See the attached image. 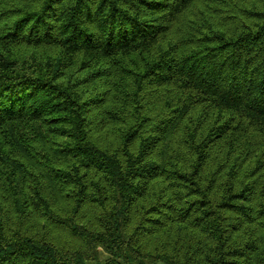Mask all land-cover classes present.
<instances>
[{"label": "trees", "instance_id": "obj_1", "mask_svg": "<svg viewBox=\"0 0 264 264\" xmlns=\"http://www.w3.org/2000/svg\"><path fill=\"white\" fill-rule=\"evenodd\" d=\"M0 264H264V0H0Z\"/></svg>", "mask_w": 264, "mask_h": 264}]
</instances>
